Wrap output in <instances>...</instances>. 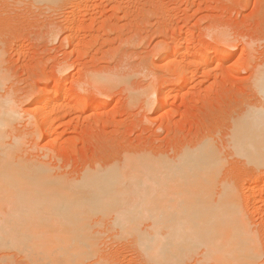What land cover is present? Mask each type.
<instances>
[{"label": "rangeland", "instance_id": "rangeland-1", "mask_svg": "<svg viewBox=\"0 0 264 264\" xmlns=\"http://www.w3.org/2000/svg\"><path fill=\"white\" fill-rule=\"evenodd\" d=\"M74 1L78 4V0H61L55 5L0 0V48L4 49L3 69L10 78L6 90L23 102L22 112L33 110L46 87L56 80L63 86L74 85L79 89L82 108L95 103L88 121L79 111L58 122L55 148L40 126L37 133L28 124L27 118L35 116L31 111L26 113L15 135L27 132L24 133L27 156L35 159L41 156L45 162H52L51 166L61 167L55 169L56 173L66 172L69 178L76 175L79 178L85 168H100L112 159L120 163L127 152L141 149L147 151L145 154L150 151L172 159L176 153L193 149L208 136L206 139L215 144L213 148L227 165L224 169L228 174L224 170L223 178L240 175L239 182L248 179L250 167L232 155L227 133L234 116L260 104L252 76L255 67L260 64L264 67V0H89L85 9L77 8ZM70 18L74 38L67 30ZM217 32L231 38L230 47L217 40ZM185 44H192L191 52L198 44L224 47L232 53L231 61L218 69L213 64L207 73L197 65L191 68L190 82H185L187 86L177 82L173 99H169L173 101L160 110L151 90L158 94L173 85L175 78L169 63L174 54L180 53V45ZM141 92L144 94L140 95ZM263 193L260 195L264 196ZM263 201L264 198L255 207L247 208L250 222L254 228L258 225L255 229L260 231L264 230ZM116 217L115 213L106 214L102 228L96 229L99 234L104 233L103 237L100 235V258L107 260L105 264H156L131 238L119 236L118 229L113 228ZM152 225V221H147L142 227ZM261 234L263 246L264 231ZM183 259L182 264H217L206 259L204 249L185 251ZM0 264L40 263L16 251H0Z\"/></svg>", "mask_w": 264, "mask_h": 264}, {"label": "bare ground", "instance_id": "bare-ground-1", "mask_svg": "<svg viewBox=\"0 0 264 264\" xmlns=\"http://www.w3.org/2000/svg\"><path fill=\"white\" fill-rule=\"evenodd\" d=\"M60 1L35 2L55 5ZM88 1L73 3L77 8L85 9ZM71 18L67 30L74 38ZM229 39L222 32L217 34V40L228 47ZM203 44L195 45L192 52V44L180 45V49L177 46L180 53L174 54L169 61L170 73L175 78L173 85L158 94L151 90L160 110L168 106L177 82L183 85L190 82L191 68L197 65L209 72L213 64L218 69L227 64L226 61H231L232 53L226 48H208ZM3 51L0 48V251H16L40 264H89L95 258L98 260L92 264H105L107 260L102 259L103 256L100 258L102 233L99 234L97 228H102L106 214L115 213L113 228L118 229L119 236L131 238L156 264H182L185 251L195 249H204L206 259L217 264H263L264 261L260 262L264 256L261 240L264 230L255 229L258 225L254 228L247 210L264 198L260 195L264 192V67L261 64L254 68L252 76L253 87L261 98L260 104L240 112L241 115L237 113L240 116H234L236 118L231 125L229 123L231 130L227 133L232 155L250 167L248 179L239 182L240 175L230 179L225 175L223 178L224 172L228 174L227 165L213 148L215 144L207 140L208 136L193 149L176 153L172 159L158 153L153 156L150 151L145 154L147 151L141 149L143 153L134 151L121 155L120 163L112 159L104 166L99 163L100 168H85L87 170L79 172V178L76 175L74 179L69 178V173H56L55 169L61 167L51 166L52 162H45L41 156L40 160L27 156V136L24 134L27 132L15 135L27 112H22L23 102L20 103L11 90H6L10 78L3 69ZM188 54H191L190 60L184 66ZM58 81L46 87L33 110H29L34 119L28 117L26 120L37 133L38 126L41 127L53 148L58 144L55 138L58 122L79 111L88 121V114L95 105L92 102L82 108L79 89L74 85L63 86ZM5 90L6 94L3 93ZM142 92L139 94L143 95ZM35 132L31 133L32 136ZM46 152L48 154V149ZM100 215L102 218H96ZM147 221H152L153 225L142 227Z\"/></svg>", "mask_w": 264, "mask_h": 264}]
</instances>
